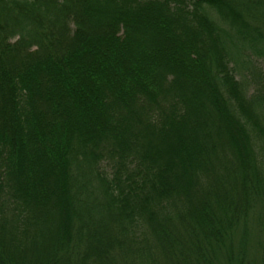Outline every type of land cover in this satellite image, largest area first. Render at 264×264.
Masks as SVG:
<instances>
[{"label":"trees","instance_id":"obj_1","mask_svg":"<svg viewBox=\"0 0 264 264\" xmlns=\"http://www.w3.org/2000/svg\"><path fill=\"white\" fill-rule=\"evenodd\" d=\"M259 61L264 0H0V264H264Z\"/></svg>","mask_w":264,"mask_h":264},{"label":"rangeland","instance_id":"obj_2","mask_svg":"<svg viewBox=\"0 0 264 264\" xmlns=\"http://www.w3.org/2000/svg\"><path fill=\"white\" fill-rule=\"evenodd\" d=\"M209 15L214 18L215 20H217V15L215 14V12L213 10L207 9ZM261 66L264 67V61H259Z\"/></svg>","mask_w":264,"mask_h":264}]
</instances>
